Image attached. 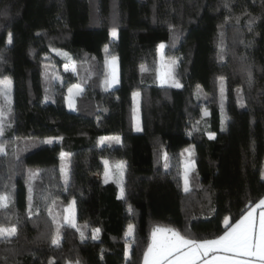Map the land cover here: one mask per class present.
<instances>
[{
    "label": "trees",
    "instance_id": "trees-1",
    "mask_svg": "<svg viewBox=\"0 0 264 264\" xmlns=\"http://www.w3.org/2000/svg\"><path fill=\"white\" fill-rule=\"evenodd\" d=\"M160 44L181 87L155 78ZM110 55L113 87L101 80ZM68 60L83 64L74 75L63 71ZM5 78L0 225L17 232L0 241V264H141L155 227L214 239L264 196V0H0ZM106 161L122 162L117 182H81ZM70 200L78 228L64 224L53 244L52 205Z\"/></svg>",
    "mask_w": 264,
    "mask_h": 264
},
{
    "label": "snow or ice",
    "instance_id": "snow-or-ice-1",
    "mask_svg": "<svg viewBox=\"0 0 264 264\" xmlns=\"http://www.w3.org/2000/svg\"><path fill=\"white\" fill-rule=\"evenodd\" d=\"M113 36H116V31L113 30ZM8 42H12V34L9 33ZM160 49L163 50L165 45L161 44ZM115 59V58H114ZM176 61L172 60L171 64L175 65ZM142 70H146L142 66ZM171 74V69H169L168 75ZM250 75V73H249ZM221 80V92L223 93V81L224 78L220 77ZM162 83L165 82L164 74H161ZM11 85V80L5 78L0 80V95H3L8 99V89ZM174 87H181L178 82H174ZM71 91V90H70ZM138 95V94H136ZM70 106H72L70 101ZM4 115V109L0 107V135L3 134L4 125L2 117ZM207 115V112H205ZM209 138H214V133H209ZM119 141V138H114ZM46 143H52L49 139ZM5 145H0V153L5 152ZM61 153V156H64ZM107 163V162H105ZM118 167H122L118 165ZM107 169L105 171V177L107 182ZM185 190H188V176L185 173ZM121 195H123V188L121 187ZM8 197L6 195H0V208L7 207ZM74 203V202H73ZM257 207H264V199H261ZM69 223L74 227L72 223L71 216L69 217ZM253 222L252 213L249 212L245 217L237 222L235 228L231 232H226L223 236L215 240H203L197 241L192 239H187L181 236L178 232L173 229H160L156 228L152 233V243L148 246L147 251L144 254L145 264H196V260L201 253L207 255L208 252L215 249L223 248L225 252H234L246 258L256 257L259 264H264V213L261 214L260 224H259V238L258 240L253 236ZM132 226H129V233L131 234ZM16 228L5 227L0 225V241L6 240L9 237H14L16 235ZM99 229H95L93 232V239H97L96 233ZM170 232L171 236L163 239H157V233ZM81 238L83 239V233H81ZM53 244H58V241L54 239ZM187 248V252H182V249ZM249 264L248 259H230L227 257H216L214 260L206 261L205 264ZM51 264V262H50Z\"/></svg>",
    "mask_w": 264,
    "mask_h": 264
},
{
    "label": "rangeland",
    "instance_id": "rangeland-1",
    "mask_svg": "<svg viewBox=\"0 0 264 264\" xmlns=\"http://www.w3.org/2000/svg\"><path fill=\"white\" fill-rule=\"evenodd\" d=\"M112 37H114V36L112 35ZM175 40H176V35H175V33H173L171 35L170 44H173L175 42ZM159 46L157 48L156 67L153 69V72H154L155 78L159 84H165V85H171L172 86L174 82H178V79L175 76V67H176L177 60H176V58L171 57L165 53L166 45H165L163 50H161ZM172 60L176 61L175 65L171 64ZM81 65H83V64L77 63L73 60H68L63 64L62 68H63V71L65 72V74L74 75V74H76V71L78 72V69H80ZM169 69H171L170 75H168ZM101 72H102V79L101 80L106 81V84L109 87L115 86L118 83V62H117V58L115 56H111V55L108 56L106 58V61L104 62V65L101 68ZM161 74H164L165 82H163V83L161 81ZM57 76H59V75H57ZM81 91H82V87L78 83H76L70 87V89L68 90V95H67V99H66L68 108H73V104H74L75 100L77 99V97L81 94ZM136 94H138V92H135L133 94V105H134L133 120H134L135 128L139 129V113H138L139 94L138 95H136ZM8 97H9V89H8ZM6 100H8V99H6L3 95H1L0 107H2L3 109H5V101ZM70 101H71L72 106H70ZM202 114H203V111H202V113L199 112L197 115V118H200L202 116ZM114 138H116V136L104 137L102 140H105L108 142L117 141ZM61 159H62L61 160V172L63 174V183L66 184L67 178H68V175H67L68 161H67L66 155L61 156ZM106 162L107 163H105V168L102 172L95 173V174L83 175L80 178L81 182L86 183L89 181H97V182L106 181V177H105L106 169H107V173H108L107 181L115 180L117 182V180L122 177V167H118V165H121L122 162H119V161H106ZM122 166H123V164H122ZM184 167H185V173L187 172V174H189V171L193 167L191 149L185 151ZM35 177H36V175L33 173L32 176L29 178V183H31V181L34 180ZM73 202H74V200H70L68 203L62 204V203L56 201L52 205L54 211H52L51 213H52L53 221L55 223L54 239H56L58 241V243L61 240L62 226L64 224L71 225L69 223V217L70 216L72 219V223H74V225H75L74 227L78 228L77 222H76V216H75V203H73ZM60 209H62L63 211H60ZM79 232H80V234L83 233L81 228H79ZM128 233H129V228L127 231V236H130V234H128ZM83 236L86 237L84 235V233H83ZM89 237H91V234L88 235V238ZM129 248H130V246H129V244H127L126 245V255L129 254Z\"/></svg>",
    "mask_w": 264,
    "mask_h": 264
},
{
    "label": "crops",
    "instance_id": "crops-1",
    "mask_svg": "<svg viewBox=\"0 0 264 264\" xmlns=\"http://www.w3.org/2000/svg\"><path fill=\"white\" fill-rule=\"evenodd\" d=\"M190 171H189V173H190ZM183 183L185 185V167H184ZM261 199H264V196ZM259 201L253 207H251L250 209H248L246 211V213L239 220H237L235 223H233L231 226H229L227 228V230L222 235H220L219 237L223 236L226 232H231L233 230V228H235L237 222L240 221L243 217H245L249 212H251L252 213V222H253V225H254V228H253V236H254L255 239L258 240V238H259L260 218H261V214L264 213V207H257ZM225 222H228V219H226ZM156 228H160V229H172V228L165 227V226H157L154 229H156ZM95 229L96 228H91V229H89L90 231H88V234H91V238L93 237V232H94ZM152 233H153V231H152ZM152 233H151V236H150V240H149L148 246L152 243ZM96 235L98 237L99 232L96 233ZM170 236H171V233L170 232L157 233V239L158 240L163 239V238H166V237H170ZM219 237L214 238V239H207V240H215V239H218ZM199 241H203V240H199ZM148 246H147L145 252L147 251ZM187 251H188L187 248L182 249V252H187ZM145 252H144V254H145ZM216 257H227V258H230V259H248L249 260V264H259V261H258V259L256 257L246 258V257H243V256H241V255H239L237 253H234V252H225L223 250V248H219V249H215L213 251H210V252H208L207 255H203L201 253V255H199L198 258H197V260H196V264H205L206 261L214 260ZM141 264H145L144 255H143ZM217 264H219V262H217Z\"/></svg>",
    "mask_w": 264,
    "mask_h": 264
}]
</instances>
